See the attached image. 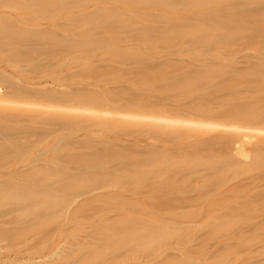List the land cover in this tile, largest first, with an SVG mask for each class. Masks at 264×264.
<instances>
[{"label":"bare ground","instance_id":"bare-ground-1","mask_svg":"<svg viewBox=\"0 0 264 264\" xmlns=\"http://www.w3.org/2000/svg\"><path fill=\"white\" fill-rule=\"evenodd\" d=\"M89 4L94 8L87 9ZM155 5L160 11L152 12ZM0 6L19 12L17 17L0 14V58L25 60L37 71L43 67L35 55L47 59L57 53L65 59L101 48L120 67L99 72L90 63L83 73L89 76L95 69L101 80L115 81L110 94L117 97L103 88L62 91L9 84L0 74V85L8 82L12 92H39L48 101L67 104L39 105L45 108L43 113L55 108L61 117L47 116L46 126L40 128L32 124L39 122L37 115L0 108V167L30 151L26 135L51 133L60 127L87 131L82 141L68 140L60 147L61 138H56L50 147L54 163L38 167L34 160L33 170L25 174L28 182L6 179L0 188V205L29 203L25 213L37 221L16 227L15 233L32 232L50 219H59L62 207L74 196L112 186L111 192H95L94 200L112 204L119 211L117 219L97 223L92 229L94 242L80 246L90 252L84 264L122 247L154 250L170 239L186 241L192 230L205 223L210 236L228 235L239 224L253 232L240 234L239 243L264 241V173H260L264 170V65L256 62L253 70L240 72L229 54L211 53L213 45L231 50L244 37L252 45L264 42V0H0ZM166 9L173 13L168 15ZM182 10L188 14L182 15ZM61 14L65 18L60 33L20 26L38 17L56 23ZM121 42L132 44L121 48ZM186 42L205 51L200 56L189 53L190 66L171 59V53L160 59V48H176L178 57V46ZM203 55L208 56L200 59ZM124 66L128 70L123 71ZM242 82L247 87L237 89ZM5 94L0 92L1 104H35L13 101ZM93 125L123 132L133 141L113 145L95 141ZM82 147L89 152L82 153ZM70 165L77 168L76 173L65 170ZM237 175L244 177L228 183ZM34 182L44 187L38 189ZM138 214L148 217L142 220ZM193 215L204 219L198 223L183 219ZM207 217L219 221L205 222ZM7 233L0 228V235ZM230 249L235 250L225 249L212 263L229 264ZM10 257L0 264H13L14 257ZM33 258L28 255L22 262ZM49 259L50 255L21 264H71L66 256ZM165 263L205 264L189 256Z\"/></svg>","mask_w":264,"mask_h":264},{"label":"rangeland","instance_id":"rangeland-1","mask_svg":"<svg viewBox=\"0 0 264 264\" xmlns=\"http://www.w3.org/2000/svg\"><path fill=\"white\" fill-rule=\"evenodd\" d=\"M94 6V4H89L86 8L93 9ZM158 11H160V7L155 5L152 8V12ZM165 11L168 15L173 13L172 10L169 9H166ZM180 13L185 15L188 14V11L182 10ZM0 14L17 17L19 12L11 7L0 6ZM64 18L65 15L61 14L56 18V23H53L49 18L38 17L35 20L36 22L32 23L27 20L20 23V26L27 29H49L56 33H60V24L63 22ZM241 41H244L243 43H240L242 45H232L230 48L231 50L216 48V46L213 45L211 46V53H220L222 56L229 54L230 57L234 58L235 66L240 72H248L250 69L253 70L254 63L256 62L263 63L264 65V42H255L254 45H252L251 40L248 37L242 38ZM130 44L132 43L121 42L119 45L121 48H124ZM196 48L197 49H195L194 43L186 42L181 44V46L179 45L177 48V51H180L181 56L180 54L178 57L177 54L174 55L176 53V48L173 47L160 48L159 55L160 59H167L165 58L166 55L171 53L172 55H169L173 56L171 59L176 58V60L178 59L177 61L180 60L184 62L182 64L187 66L189 63L190 66L192 59L189 57V53L199 54L200 56V54L205 52L202 51V48L197 47V45ZM104 53L105 50L100 48L89 52H83L81 56L67 55L65 59L57 53L47 59L43 56L35 55L34 57H36L37 61L43 67L37 71H34L30 64L25 60L13 61L0 58V74L7 79L9 84L15 83L21 86H30L35 89L54 88L55 90L62 91L82 90L92 92L94 90L96 91V89L102 90L101 88H103L109 93V96L117 97V95L110 94L114 92L113 88L117 86L115 81L101 80L100 77L96 76V74L99 73H96L95 69H92V73L95 71V74L91 73L89 76H83L85 67H89L90 63L94 67L97 66L96 68L99 72L100 70L106 71L104 68L107 70L109 69L110 72L116 71L115 69L118 70L120 68L119 66L116 68V65L118 64L114 63L112 60H108L110 58ZM204 56L205 55L200 57V59L204 58ZM207 56L208 55L205 57ZM126 68L124 66V68L122 67L121 69L125 70ZM121 69L119 71H121ZM7 83H1L0 85V92L2 91L6 93V98L13 101H26L35 104L18 105L15 107L0 103L1 109L6 108L11 111L22 110L29 114L37 115V120H39V122L32 124L38 128L46 126L47 123L45 120L47 116L61 118L56 114L59 112L57 109L49 108L48 113H43L42 110L45 108L43 109V107L39 105H67L66 103L48 101L44 99L39 92H12L11 90H8L7 86L9 84ZM242 87H247L244 82L240 83L237 89ZM218 93L221 92L219 91ZM119 98L121 97L119 96ZM74 105L77 106V104ZM86 132V130L63 129L60 127L57 128L55 132L51 133L26 135L27 137L25 140L31 144V149L25 156L12 157L6 165L0 167V188L8 178H11V181H14V183L17 184L26 181L28 182L29 180L25 177V174L33 170L31 165L34 160L37 161L36 166L38 167H43L44 164L51 166L54 163V160L51 158L53 148L50 147L53 145V142L56 141V138H61V141L58 143V146L60 147V145L64 146L68 140L75 143L82 141L86 136ZM91 135L95 141L104 142L106 144L112 143V145L116 142L117 144H119L118 142H121L122 144H130L133 141L131 136H128L123 132L119 133V131L102 130L97 125L91 126ZM138 144L141 145L142 142L138 141ZM67 149L74 151L73 148ZM80 151L86 154V152H89V149L82 147ZM112 167L116 169L117 165H113ZM65 170L68 173H76L77 168L70 165ZM260 173H264V170ZM256 174L257 173H254V175ZM242 177H244V175H237L230 178L228 183L235 182ZM197 180L200 181V179ZM198 181L195 184H197ZM33 184L38 189L44 187V184L41 182H34ZM106 190H108L107 192H111L114 190V187L103 186L99 191L95 189L87 194L74 196L73 200L62 207V216L59 219H50V221L42 228L24 234L15 233L14 229L16 227L19 229L25 224L28 226L35 223L37 224V221L31 219L30 216L25 213L26 207L30 204L23 205L10 203L0 205V228H2V230H8L7 234L0 235V253L9 255L6 257H0V261L7 260L8 257L13 256V264H21L47 259L50 255L49 260L55 261L61 256H66L69 258L66 261L71 262V264H84L82 260L86 261V257L90 252L80 246L84 243L89 244L94 242L95 238L92 229L95 228L97 223L110 222L117 219L116 217L118 216L119 211L112 207V204H102L94 200L95 192H105ZM126 194V196L131 197L133 200L137 198L128 192H126ZM126 206H129V204ZM250 214L251 213L248 215ZM138 216L142 220L148 217L147 214H138ZM196 216L197 215L188 216L183 219H196L197 223L204 219V216ZM250 217L253 216L250 215ZM14 220L18 223H14ZM209 221L218 222L219 219L207 217L205 222ZM206 224L207 223L202 227H196L192 230L189 239L186 241H184L185 239L180 242L175 239H170L154 250H133L129 247H122L110 250L106 253L102 252L90 264H166V260H174L181 256H189L202 263L204 262L206 264L210 262L209 264H211L214 257L224 252L227 248L235 249L233 251L230 249L232 252L229 251L230 253H227L228 255L226 254V259L229 264H251V262H253L252 264L255 262L256 264H261L262 261H264V241L254 239L252 241L249 240V242H238L239 236H242L243 234L251 236L253 234L252 230L245 229L241 227V225L238 226V224L231 228L228 235L226 233L219 234V232L214 236H210L208 233L209 227H206ZM19 251L22 252V254H14ZM28 255L34 256V258L28 262H22L26 260ZM245 256H247V258L249 257V261L245 262ZM242 259L244 260L242 261Z\"/></svg>","mask_w":264,"mask_h":264}]
</instances>
